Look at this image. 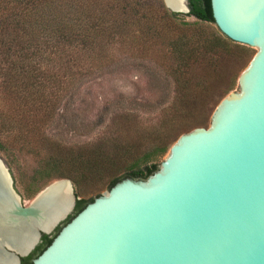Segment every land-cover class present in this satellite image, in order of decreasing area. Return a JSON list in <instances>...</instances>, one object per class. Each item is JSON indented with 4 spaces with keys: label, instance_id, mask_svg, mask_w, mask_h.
<instances>
[{
    "label": "water",
    "instance_id": "95a60500",
    "mask_svg": "<svg viewBox=\"0 0 264 264\" xmlns=\"http://www.w3.org/2000/svg\"><path fill=\"white\" fill-rule=\"evenodd\" d=\"M164 1L191 11L186 0ZM211 5L216 27L256 51L240 90L221 100L209 126L182 133L148 178L128 175L87 203L32 264H264V0ZM58 182L70 186L67 206L36 202ZM77 198L61 179L24 202L0 157V220L11 231L0 236V255L20 264Z\"/></svg>",
    "mask_w": 264,
    "mask_h": 264
},
{
    "label": "trees",
    "instance_id": "16d2710c",
    "mask_svg": "<svg viewBox=\"0 0 264 264\" xmlns=\"http://www.w3.org/2000/svg\"><path fill=\"white\" fill-rule=\"evenodd\" d=\"M190 8L188 15L196 21L183 20L181 12L172 11L164 0L156 4L138 0H0V151L8 154L13 177L16 179L14 166L21 167L20 153L26 149L39 156L29 175L33 193L55 177L70 178L79 193L82 184L99 185L121 169L124 173L111 178L109 188L128 175L146 179L158 170L157 160L169 148L167 141L160 137L145 149L133 148L122 131L129 121L146 115L139 110L116 107L107 131L80 143L68 144L72 140L60 137L56 121L57 116H67L68 101L64 106L62 102L73 97L75 88L91 76L93 69L86 67L89 51L97 52L118 34L133 38L135 31L145 39L178 35L169 43L177 64L165 69L177 96L161 111L184 110L192 99L188 92L193 62L206 59L215 65L221 53H243L247 48L210 26L214 23L211 0H191ZM102 58L97 57L93 64ZM103 122L101 115L97 125ZM25 127L36 137L24 132ZM64 168L73 172L67 174ZM97 196L78 199L75 212L65 223ZM54 236L43 233L21 264H32Z\"/></svg>",
    "mask_w": 264,
    "mask_h": 264
},
{
    "label": "rangeland",
    "instance_id": "374dc122",
    "mask_svg": "<svg viewBox=\"0 0 264 264\" xmlns=\"http://www.w3.org/2000/svg\"><path fill=\"white\" fill-rule=\"evenodd\" d=\"M138 1L146 4L158 2ZM180 16L190 22L197 20L195 16L184 12H181ZM210 26L216 27L214 23ZM140 33L135 31L133 38L118 34L97 52L89 51L86 67L93 69L91 76L75 88L76 94L73 97L70 96L62 102L64 106L68 101L69 108L66 111L67 116H57L59 133L56 132L60 137L72 140L68 144L88 141L107 131L105 127L116 107L139 110L146 115H142L141 120L127 123L122 129L125 139L133 148L145 149L162 137L169 144V148L157 160L160 165L182 133L197 126H209L221 100L230 92L240 90L239 76L248 67L256 51L246 49L243 53L235 52L232 55L223 52L217 56V60L215 59V65L206 59L193 62L189 70L192 86L188 95L192 97L191 101L184 110L174 112V108H167L164 112L161 107L170 104L177 96L175 84L167 77L165 69L169 64H177L176 59L171 56L169 43L178 35L165 34L162 38L145 39ZM97 57L103 58L94 65ZM231 83L234 85L229 89ZM101 115L104 117V124L97 125ZM23 131L36 137L31 128L25 127ZM48 133L52 132L49 130ZM20 154L22 156L18 163L20 162L21 167L14 166L16 179L13 178L14 186L24 202L31 203L40 191L55 181L68 179L72 182L68 177H55L33 193L29 187V175L38 165L39 156L28 152V149ZM0 157L7 163V153L0 151ZM70 170L73 172L70 168L63 169L67 174ZM123 173L124 169H121L113 176L105 178L99 185L82 184L79 193L72 182L77 200L89 199L109 190L110 179ZM77 200L69 213L48 234L54 236L59 227L75 212Z\"/></svg>",
    "mask_w": 264,
    "mask_h": 264
},
{
    "label": "bare ground",
    "instance_id": "6f19581e",
    "mask_svg": "<svg viewBox=\"0 0 264 264\" xmlns=\"http://www.w3.org/2000/svg\"><path fill=\"white\" fill-rule=\"evenodd\" d=\"M172 3L177 5L179 3V0H172ZM46 199L49 204H53L54 209H57V207L61 204L69 203L70 201V186L67 182H58L56 183L52 189L49 191L48 194L44 193L42 194L36 202H41ZM52 218V217H51ZM3 221L0 220V236L10 233L8 229L4 227ZM54 223V222H53ZM28 240L22 241L21 243H25ZM0 264H13V261L11 258L3 257L0 255Z\"/></svg>",
    "mask_w": 264,
    "mask_h": 264
},
{
    "label": "flooded vegetation",
    "instance_id": "af4514ba",
    "mask_svg": "<svg viewBox=\"0 0 264 264\" xmlns=\"http://www.w3.org/2000/svg\"><path fill=\"white\" fill-rule=\"evenodd\" d=\"M186 4L190 7L191 5V0H186ZM191 9V8H190ZM41 241V240H40ZM24 257V256H22ZM22 257H21V261H20V264L22 263Z\"/></svg>",
    "mask_w": 264,
    "mask_h": 264
}]
</instances>
